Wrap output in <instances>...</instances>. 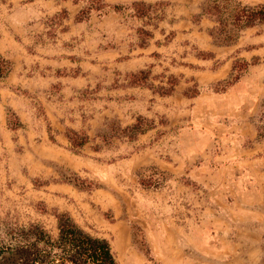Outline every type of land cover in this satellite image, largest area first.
Wrapping results in <instances>:
<instances>
[{
	"label": "rangeland",
	"instance_id": "rangeland-1",
	"mask_svg": "<svg viewBox=\"0 0 264 264\" xmlns=\"http://www.w3.org/2000/svg\"><path fill=\"white\" fill-rule=\"evenodd\" d=\"M91 1L0 0L13 64L0 81V240L30 224L56 238L58 211L107 239L117 264H264V25L225 47L197 18L206 0H102L79 21ZM134 2L151 11L138 17ZM140 71L151 76L133 85ZM141 116L155 124L146 134L99 138ZM68 130L90 142L73 150ZM147 168L167 173L163 187L140 184Z\"/></svg>",
	"mask_w": 264,
	"mask_h": 264
},
{
	"label": "trees",
	"instance_id": "trees-1",
	"mask_svg": "<svg viewBox=\"0 0 264 264\" xmlns=\"http://www.w3.org/2000/svg\"><path fill=\"white\" fill-rule=\"evenodd\" d=\"M104 6L107 5L102 0H92L77 19L83 21L93 10H100ZM132 7L140 18L146 17L152 8L144 2H134ZM115 8L119 10L122 7ZM199 17H208L214 22V27L209 31L213 42L219 46L229 47L239 41L243 32L264 25V4L250 6L239 0H206L197 18ZM139 38L144 47L152 38L151 32L142 29ZM248 67L247 61H237L234 70L238 74L231 79L233 82L229 81L227 84L237 82ZM12 69V62L0 54V81L7 78ZM150 76L151 72L140 71L131 75V82L133 85H141L146 83ZM168 84L169 88H160L161 95H169L175 90L176 79L170 80ZM8 124L12 130L23 127V123L14 112L9 116ZM154 125L152 120L141 116L137 118L135 124L111 129L109 133L99 135V138L105 143L120 137L134 139L152 130ZM257 133L258 138L264 140V101L258 115ZM65 136L75 151L83 149L90 142L89 135L83 131L68 130ZM51 139L53 140V136ZM145 171H152L153 174L139 173V182L144 188H161L168 180L167 173L156 168H147ZM155 174L158 175V179L152 180ZM54 216L58 229L56 238L38 224H30L28 227L13 229L7 233L6 239L0 240V264H117L112 246L107 239L88 233L68 213L56 211Z\"/></svg>",
	"mask_w": 264,
	"mask_h": 264
}]
</instances>
